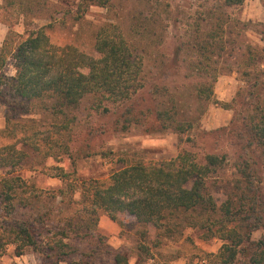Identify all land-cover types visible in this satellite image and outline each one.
<instances>
[{
  "label": "rangeland",
  "instance_id": "1",
  "mask_svg": "<svg viewBox=\"0 0 264 264\" xmlns=\"http://www.w3.org/2000/svg\"><path fill=\"white\" fill-rule=\"evenodd\" d=\"M44 25L55 46L69 44L91 57L98 56L95 42L103 26L124 36L143 60L145 86L125 101L90 93L62 108L54 97L29 100L18 96L9 81L2 86L0 145L31 136L29 163L22 173L42 190L25 193L30 204L21 213L30 215L31 204H38L56 223L66 214L83 213L79 191L75 204H67L70 194L63 202L62 195L53 196L66 180L52 176L56 171L51 167L62 166L71 181L75 176L108 180L126 163L172 159L184 150L203 162L210 153L224 157L208 185L217 203L227 198L247 156L242 118L260 114L256 104L264 106V0H245L231 8L223 0H0V47L10 30L23 34L26 28ZM4 72L15 75L12 56ZM258 79L262 88L256 95ZM205 86L208 95L202 97L199 90ZM170 107L177 119L193 126L183 132L160 129L156 111ZM35 146L47 151L39 154ZM57 146H69L70 151ZM52 152L57 156H50ZM6 214L0 201V226ZM144 228L129 214L114 221L102 213L97 224L102 238L80 235L75 242L81 251L95 252L92 264H113L104 244L128 252L131 264H202L223 243L207 237L204 229L186 228L183 236L156 245L150 243V228V253L145 255L138 248V231ZM263 235L264 225L253 234L256 240ZM16 246L0 239V264H45L33 248L19 255Z\"/></svg>",
  "mask_w": 264,
  "mask_h": 264
},
{
  "label": "trees",
  "instance_id": "2",
  "mask_svg": "<svg viewBox=\"0 0 264 264\" xmlns=\"http://www.w3.org/2000/svg\"><path fill=\"white\" fill-rule=\"evenodd\" d=\"M244 1L223 0V6L239 7ZM95 48L98 56L91 57L69 44L55 46L46 25L26 28L23 34L10 30L0 47V92L9 81L18 96L29 100L54 97L62 108L78 104L90 93H99L115 102L125 101L144 88L143 60L124 36L113 35L103 26ZM10 56L14 58L16 73L8 77L4 67ZM261 88L258 79L256 95ZM199 92L200 96H207V86ZM255 110L261 113L256 116L252 112L242 118L244 125L240 131L247 156L239 168L240 178L220 204L208 180L222 166L224 157L210 153L203 162L192 151L184 150L172 159L126 163L108 180L75 176L71 181V174L62 166L51 167L56 171L52 176L66 180L64 187L53 191V196L62 195L63 202L70 194L67 204H75L74 195L79 191L80 202L85 203L83 213L66 214L62 223H56L52 213L42 212L38 204H31L34 211L30 215L21 213L30 204L25 193L42 192L22 173L29 163L27 145L31 136L23 134L17 142L1 144L0 201L7 214L0 226V239L16 244L19 255L27 247L33 248L44 256L45 264H92L95 252L81 251L75 240L80 235L100 240V215L105 213L117 221L120 214L126 213L145 227L138 231L142 254L150 253L151 242L160 245L163 239L183 236L186 228H201L207 237L223 241L218 252L203 257L202 264H264V235L259 240L253 236L264 225V106L256 104ZM156 120L162 122V130L173 128L183 132L193 126L191 121L177 119L173 107L157 110ZM6 130L13 131L10 120ZM42 147L34 149L41 154L47 151ZM57 147L64 153L70 151L69 146ZM50 156L57 155L52 152ZM34 197L36 200L38 196ZM150 228L154 229L152 240L148 236ZM104 245L113 264H131L128 252Z\"/></svg>",
  "mask_w": 264,
  "mask_h": 264
}]
</instances>
